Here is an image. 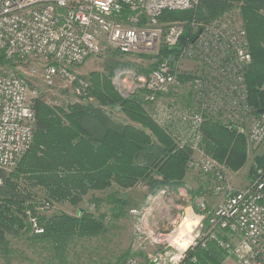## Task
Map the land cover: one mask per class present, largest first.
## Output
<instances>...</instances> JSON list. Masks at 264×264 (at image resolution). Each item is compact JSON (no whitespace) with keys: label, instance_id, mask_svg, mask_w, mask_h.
I'll list each match as a JSON object with an SVG mask.
<instances>
[{"label":"built area","instance_id":"2783aa9c","mask_svg":"<svg viewBox=\"0 0 264 264\" xmlns=\"http://www.w3.org/2000/svg\"><path fill=\"white\" fill-rule=\"evenodd\" d=\"M201 0H0V51L8 60H40L41 84L31 90L42 95L44 87L59 81L75 85L78 96L89 93L90 82L74 71L98 55L108 43L121 55H151L163 42L166 52L147 74L139 76L125 94H139L148 103H159L172 87L180 85L182 63L192 60L191 89L186 106L159 107L152 114L177 146L202 151L203 124L207 119L229 127H242L252 149L264 143V112L249 104L245 68L252 61L243 20L224 14L203 32L182 42L183 25L167 29L160 24L165 10H190ZM194 26L199 24L193 22ZM163 39V41H162ZM159 53V52H158ZM121 68L116 70L119 76ZM126 79L123 78V83ZM121 87V86H120ZM124 90L121 88V91ZM235 124V123H239ZM36 110L30 97V78L0 66V187L5 174L15 169L34 141ZM202 149V150H201ZM191 157L188 166L213 177L211 190L219 195L213 206L198 202L202 213L185 249L157 236L161 250L141 259L135 255L121 264H189L188 250L207 249L214 243L236 264H264V168L243 188H234L224 168L213 157ZM170 192L161 188L157 194ZM156 195V194H155ZM154 197V195H153ZM42 209H50L44 202ZM35 234L45 233L39 217L28 211Z\"/></svg>","mask_w":264,"mask_h":264},{"label":"trees","instance_id":"16d2710c","mask_svg":"<svg viewBox=\"0 0 264 264\" xmlns=\"http://www.w3.org/2000/svg\"><path fill=\"white\" fill-rule=\"evenodd\" d=\"M237 3H243L254 61L246 73L249 104L257 113H263L264 0H201L200 11L165 10L160 18L191 19L196 14L207 20ZM203 10L208 14L200 13ZM167 51L166 48L161 53L166 54ZM5 62L14 61L8 60L0 51V66H4ZM109 79L108 75L92 73L89 80L93 84L89 94L79 96L80 101L66 106L51 104L42 96L34 100L36 123L33 144L6 177L0 194V253L7 264L12 263L10 237L32 232L28 211L38 216L45 228V233L41 235L33 232L29 247L43 248L58 259L59 264L65 261L74 240L97 237L107 231V215L97 216L88 209L81 210L78 216L66 213L40 216L36 210L37 203L31 201L36 189L42 192L44 202L67 201L77 207L91 192L106 191L115 186L128 189L147 181L152 195H155L161 188L171 191L184 185L190 148L177 146L152 114L146 111L144 100L138 94L122 97ZM91 99L98 103H93ZM109 107L114 110L120 108L130 122L112 125L106 112ZM202 130V147L206 153H213L220 161L228 154V161L235 168L245 164L244 150L238 146L239 149L231 148V142L225 136L232 133L243 137L244 133L235 132L212 119L205 121ZM259 168H264V165ZM256 171L258 168L255 170L257 174ZM156 176L163 180H156ZM99 199H96L97 203ZM107 200L116 204L112 208L114 217H120L123 214L120 206L126 201L116 190L109 194ZM188 256L197 258L196 263L189 264H223L227 258L214 243L207 249L200 246L189 249Z\"/></svg>","mask_w":264,"mask_h":264},{"label":"rangeland","instance_id":"374dc122","mask_svg":"<svg viewBox=\"0 0 264 264\" xmlns=\"http://www.w3.org/2000/svg\"><path fill=\"white\" fill-rule=\"evenodd\" d=\"M200 7L199 5L193 8V10L197 11ZM200 13L208 14L206 10ZM227 13L236 15V17L243 20L245 34L250 43L246 22L243 16V3L233 4L231 7L215 14L214 17L207 20L199 18L195 14L191 19L184 17H175L168 20L160 18V24L164 29L175 24L183 25L182 42H185L188 36L193 37L196 33L203 32L212 20ZM262 13L264 14V11H262ZM193 22L194 24H199V26H194ZM166 48L165 44L160 42L159 47L154 51L157 53L151 55L142 53L121 55L108 43H104L103 50L98 55L88 58L82 64L76 66L74 71L86 78L90 84H93L92 81L89 80L92 73L98 72L101 76L108 75L110 77V82L114 85L119 94L124 98H129L132 94L126 95L125 88H134L136 79L141 75H147L158 62L165 57V54H162L161 50ZM253 62L252 56V61L245 68L246 73ZM194 65L196 64L192 60H185L182 63V70L179 75L180 85L172 87L168 93L160 98L159 103H148L141 100L149 114H154L159 107L161 108L164 105L166 107H171L172 104L183 107L187 105L191 89V74H195ZM2 67L16 70L26 74V76L30 78V97L34 103L37 97L35 98L31 95V90L42 83L40 80V74L43 68L41 61L34 60L21 62L20 64L17 62H5V65ZM119 68H121V73L117 76L115 72ZM111 70H113L112 74H110ZM123 78L126 79V83H123ZM121 88L124 90L121 91ZM41 96L47 102L61 106L80 101L79 96L75 92V85H65V82L61 81L57 83L56 87H44ZM91 101L95 104L98 103L95 99H91ZM106 112L109 114L112 125L116 126L118 124L130 122L126 114L120 111V108L114 110L109 107L106 109ZM153 118L156 120L155 117ZM135 123L136 122H134V124ZM235 124L240 125V122ZM224 126L231 128L226 124ZM241 126L246 128L245 123ZM244 134L243 137L232 133L225 134L226 139L231 142V148H240L244 150L246 158L245 164L242 167L235 168L234 165L228 161V154L220 161L213 153H206L203 147V150L201 149L202 151L199 152L193 149L188 150L189 159L191 157L203 155L202 153L213 157L224 166V168H227L226 173L233 187L243 188L256 176L255 170L257 168L259 170V166L264 165V143L257 149H252L246 132ZM13 170L5 174V182L6 177ZM155 179L159 181L163 180L160 176H156ZM213 180L211 175L193 170L187 165L184 175V185L182 187L166 193H156L154 197L147 181H143L133 188L119 189L115 186L106 191H93L86 196L84 201L77 207L66 201L59 203L53 202L50 209H42L41 206L44 200L43 194L39 189L34 191L36 194L31 201L34 204L37 203L36 210L40 216L45 217L60 213L78 216L80 211L85 209L94 212L97 216H102L103 214H105V216L107 215L105 218L107 231L97 237H86L74 240L70 245L66 258L64 259L65 261L61 264H121L131 255L144 259V257L151 254V252L161 250L160 244L157 242V236L159 235H164L169 242H173V235H175L177 231L179 232V230L182 231L183 227H185V219L191 215L199 217L202 214L198 207L199 201H204L208 206L216 204L220 196L214 194L211 190ZM3 190L4 187L1 186L0 194H2ZM114 190H116L120 198L126 201L122 206L119 205L123 214L118 218L114 217V213L112 212V208L115 207L116 204L107 200L109 194ZM98 198L103 200L100 201L99 199V203H97L96 199ZM31 235H34V233H22L18 237H10L12 238L10 246L13 250L11 254V264H59V260L53 258L51 253L43 248L38 247V249H33L29 247L28 243H30L29 238ZM228 259L229 258H226L223 264H236L233 259ZM0 264H7L6 259L1 253Z\"/></svg>","mask_w":264,"mask_h":264},{"label":"bare ground","instance_id":"6f19581e","mask_svg":"<svg viewBox=\"0 0 264 264\" xmlns=\"http://www.w3.org/2000/svg\"><path fill=\"white\" fill-rule=\"evenodd\" d=\"M199 221L198 217H194V216H190L187 219H185V227H183V230L179 232L177 231V233H175V235H173V242L175 244L179 245V249H185L187 248V246L190 244V242L193 239V231L195 229V227L197 226Z\"/></svg>","mask_w":264,"mask_h":264},{"label":"water","instance_id":"95a60500","mask_svg":"<svg viewBox=\"0 0 264 264\" xmlns=\"http://www.w3.org/2000/svg\"><path fill=\"white\" fill-rule=\"evenodd\" d=\"M231 130L238 132V133H245L244 129L242 127L237 126V125L231 126Z\"/></svg>","mask_w":264,"mask_h":264},{"label":"crops","instance_id":"0c3cea01","mask_svg":"<svg viewBox=\"0 0 264 264\" xmlns=\"http://www.w3.org/2000/svg\"><path fill=\"white\" fill-rule=\"evenodd\" d=\"M231 258H229L228 260H230ZM227 261V260H226Z\"/></svg>","mask_w":264,"mask_h":264}]
</instances>
